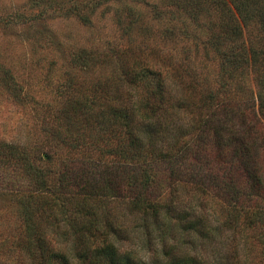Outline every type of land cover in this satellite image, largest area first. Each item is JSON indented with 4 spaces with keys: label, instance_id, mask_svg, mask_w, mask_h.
I'll list each match as a JSON object with an SVG mask.
<instances>
[{
    "label": "trees",
    "instance_id": "16d2710c",
    "mask_svg": "<svg viewBox=\"0 0 264 264\" xmlns=\"http://www.w3.org/2000/svg\"><path fill=\"white\" fill-rule=\"evenodd\" d=\"M108 1L81 6L77 0H30L36 8L34 14L3 11L0 29L10 30L20 22L23 26L36 24L55 11L89 24L95 8ZM167 1L189 23L177 28L176 22L157 37L167 52L154 49L151 60L143 56L130 65L121 64L118 72L112 71L114 79L92 83L91 97L71 100L59 112L70 128H90L100 139L108 136V142L117 137L116 166L104 167L91 180L70 169L66 181L56 187L47 184L42 169L26 165L34 184H28L32 190L16 193L23 221L15 243L19 258L14 264H251L252 237L247 233L256 228L264 258V48L255 47L243 36L254 24L264 34V0ZM152 10L156 18L168 13L157 5ZM170 15L174 18L175 12L170 11ZM204 19L213 30L210 26L211 34L200 40L188 28L198 27ZM200 53L207 61L211 55L217 62L218 92L200 88L196 69ZM108 62L87 51L73 60L90 70ZM249 68L256 71L259 93L255 98L238 97L241 92L230 89ZM186 117L188 125L180 123ZM80 118L82 124H78ZM205 136L213 139L210 145L215 164L224 151L239 157L238 166L248 179L246 198H240L232 181L220 182L216 168L196 156L191 143ZM10 152L13 155L16 151L10 147ZM159 165L164 167L170 192L179 184L189 186L218 200L216 204L223 205L231 218L218 220L219 225L213 228L203 223L209 216L203 204L196 212L195 208L177 209V202L164 199L165 191L160 192L155 185V167ZM110 202L125 203L130 214L141 218L149 241L146 251L153 253L148 261L126 246L131 231L110 212ZM169 220L206 241L195 253H175L179 245L175 236L173 243L168 242ZM201 224L202 230L198 228ZM153 239L160 248H152Z\"/></svg>",
    "mask_w": 264,
    "mask_h": 264
},
{
    "label": "rangeland",
    "instance_id": "374dc122",
    "mask_svg": "<svg viewBox=\"0 0 264 264\" xmlns=\"http://www.w3.org/2000/svg\"><path fill=\"white\" fill-rule=\"evenodd\" d=\"M96 1L77 0L76 3L90 6ZM29 2L0 0V13L16 11L25 16L32 15L36 8H32ZM154 5L168 13L156 18L152 10ZM170 11L175 12L174 18ZM90 19L89 24H84L75 16L64 17L55 11L36 24L30 22L23 26L20 22L21 25L10 30L0 29V263L18 262L15 243L20 235L23 213L16 193L32 190L28 184H34L30 169H26L27 164L42 169L47 184L58 187L66 181L70 169L79 170L83 178L91 180L96 172H101L104 167L116 166L118 162L115 152L119 150L117 147L120 144L117 137H111L108 142V136L100 139V135L90 128H70L59 113L60 110L71 100L91 97L89 89L92 83L97 79H114L116 75L112 77V71L118 72L121 64L130 65L143 56L151 60L154 49H162L166 53L164 44L157 37L163 36L165 29L176 22L177 28L181 24H189L186 16L167 0H110L96 7ZM210 26L209 20L204 19L198 27L192 29L189 26L188 29L204 40L213 30L212 26V30L209 29ZM243 33L244 39L255 47L264 48V34L255 24L247 27ZM81 51L99 55L100 59L106 58L109 62L100 67L97 64L91 70L85 69L73 63L74 56ZM205 58L200 53L196 61L199 65L196 69L200 76V88L218 92L221 82L218 79L217 62L211 55L209 61ZM240 79L232 84L234 88L230 92L238 90L241 92L237 93L238 97L255 98L259 93L256 71L249 68ZM187 120L186 117L180 123L188 125ZM82 122L80 118L78 124ZM212 140L210 136H205L196 143L192 142L191 147L196 149V156L200 155L203 162L216 168L215 174L220 182L232 181L240 192V198H246L249 192L248 179L238 166L239 157L224 151L217 156L216 162L219 163L215 164L210 145ZM10 147L16 151L15 154H11ZM149 163L152 165L153 162ZM155 170L157 189L165 191L164 199L177 202V209L184 211L195 208L196 212L201 210L203 204V210L209 214L203 223L208 222L213 228L219 225L218 220L231 218L224 212L223 205L216 204L218 200L206 197L201 192L196 193L189 186L179 184L170 192L166 188L164 167L159 165ZM108 208L131 231V241L126 242V246L138 251L147 261L152 258L153 253L146 251L149 241L141 218L130 214L125 203L110 202ZM169 222L172 227L169 230V244L173 243L172 236H175L174 239L181 245L175 253L192 250L195 253L201 243L206 241L199 240L195 232L177 228L172 220ZM136 225L141 228H136ZM239 227L247 233L243 224H239ZM65 228L62 226L63 230ZM198 228L202 230V224ZM247 235L252 237H249V244L252 243L251 264H264V258L261 257L263 245L257 238L259 229H249ZM153 240L152 248H160L158 240Z\"/></svg>",
    "mask_w": 264,
    "mask_h": 264
}]
</instances>
